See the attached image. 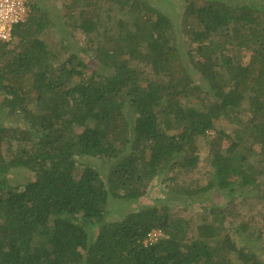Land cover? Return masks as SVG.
I'll return each instance as SVG.
<instances>
[{"label":"trees","instance_id":"1","mask_svg":"<svg viewBox=\"0 0 264 264\" xmlns=\"http://www.w3.org/2000/svg\"><path fill=\"white\" fill-rule=\"evenodd\" d=\"M28 5L15 41L0 42V264H264V224L261 255L222 231L228 213L236 238H249L232 208L210 206L213 218L189 234L167 203L141 201L159 175L198 164L205 141L215 144L209 178L179 187L180 202L259 187L264 2L183 0L195 46L179 43V25L147 0H70L66 27ZM74 30L82 46L68 45ZM44 32L58 35L49 43ZM222 118L230 131L210 138ZM116 203L123 215L110 221ZM152 230L162 235L144 243Z\"/></svg>","mask_w":264,"mask_h":264},{"label":"rangeland","instance_id":"2","mask_svg":"<svg viewBox=\"0 0 264 264\" xmlns=\"http://www.w3.org/2000/svg\"><path fill=\"white\" fill-rule=\"evenodd\" d=\"M30 4L36 3L42 7L47 15L51 17L53 20H56V24L65 25L67 23V19L64 18L65 13L68 12L69 7L67 4L70 0H28ZM149 3H152L155 7L163 10L165 13L169 14L176 25H179V22L183 20L181 16L182 12V4L183 0H147ZM260 2H264V0H260ZM117 7H112L111 11H116ZM31 11V10H30ZM111 13V12H110ZM38 11H31L30 15L37 16ZM113 14V12H112ZM184 25L179 27L176 26V29L179 30V33L176 34L177 41L183 44L195 46L194 43L190 42V39L187 37V30L189 27L195 29L193 21L189 18L183 20ZM66 29H72L71 27H67ZM46 36V41L51 43L54 37H57V33H52L51 36L47 33H43ZM73 35V37H72ZM84 34H79L76 30L72 31L71 36L69 38L68 45L71 46H82V44L86 43L84 41ZM15 40H10L11 44ZM12 46V45H11ZM10 46V47H11ZM55 50V48H54ZM64 49H59L56 51H62ZM184 50V49H183ZM88 61L93 64L92 60L88 58ZM247 60V55H244V61ZM150 73V72H149ZM231 122L227 118H222L215 123V130L209 131L210 138L216 137V131L225 130L227 132L230 131ZM212 136V137H211ZM221 147H226L230 144V140L222 137L221 139ZM215 144H209V141H205L201 143V150L199 152V161L192 168L188 169H179L176 172H167L162 175H159L156 179L152 181L150 189L147 193V196L143 198L141 201L150 204H154L158 207L163 205L164 203L168 204L167 211L171 218H179L184 222L188 221L189 226L186 228L189 230V234L195 233V227L197 224L201 223L203 220H209L213 217L209 213V207L212 205H222L226 206V208H232L233 213H237L239 219L237 218L234 221L238 220H248L247 231H245V235L248 237H243L241 239L236 238L235 229H237V224L232 221L234 216L231 219L227 220L230 215H225L224 223H223V232L229 233L233 242H235L238 246L243 247L244 249H248L249 247L253 248V250H257V254L263 255L261 248L258 247V239L257 230L261 228L264 224L262 215L264 213V175L258 178L259 187L253 188L251 194H236L228 199L224 197L219 192L210 191L208 193H201L202 195L197 196L194 195L190 198H186L183 201H179V187H189L198 184H204L209 178V164L207 161V154ZM257 147V146H256ZM86 163H92L97 167H104V163L101 160L85 159ZM82 167L79 166L77 169V174L81 172ZM14 181H24L25 175L24 172H14L12 174ZM200 198H205L204 201ZM229 202V203H228ZM119 204L116 203L112 205V210L110 209V213L107 214V219L112 221L114 218L123 215L121 211H115ZM135 206L129 205L128 208H133ZM212 217V218H211ZM223 220V217H221ZM218 223H220V221ZM233 222V223H230ZM217 223V221H216ZM225 228V229H224ZM257 232V233H256ZM259 246H261L259 244Z\"/></svg>","mask_w":264,"mask_h":264},{"label":"built area","instance_id":"3","mask_svg":"<svg viewBox=\"0 0 264 264\" xmlns=\"http://www.w3.org/2000/svg\"><path fill=\"white\" fill-rule=\"evenodd\" d=\"M28 10V0H0V42H9L12 39L14 26L24 22ZM161 235L160 230H152L144 243L155 242Z\"/></svg>","mask_w":264,"mask_h":264}]
</instances>
